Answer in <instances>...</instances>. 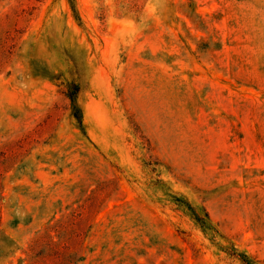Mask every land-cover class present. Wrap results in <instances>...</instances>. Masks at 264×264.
<instances>
[{
	"label": "rangeland",
	"instance_id": "rangeland-1",
	"mask_svg": "<svg viewBox=\"0 0 264 264\" xmlns=\"http://www.w3.org/2000/svg\"><path fill=\"white\" fill-rule=\"evenodd\" d=\"M239 254L264 264V0H0V264Z\"/></svg>",
	"mask_w": 264,
	"mask_h": 264
},
{
	"label": "trees",
	"instance_id": "trees-1",
	"mask_svg": "<svg viewBox=\"0 0 264 264\" xmlns=\"http://www.w3.org/2000/svg\"><path fill=\"white\" fill-rule=\"evenodd\" d=\"M79 93V88L77 86H73L71 88V92L69 94H67V97L69 98L70 102H71V106H72V111H73V116L74 118L77 120L79 126L81 128H83V115H82V111L80 109V107L77 105L76 102V97ZM189 206V205H188ZM190 208V207H189ZM191 210V208H190ZM192 212V219L193 221H195L198 224H203V219L200 218L198 215H196L195 211H191ZM206 220H209L208 216L205 215ZM239 260L243 263V264H252V261L243 254H239L236 255Z\"/></svg>",
	"mask_w": 264,
	"mask_h": 264
}]
</instances>
